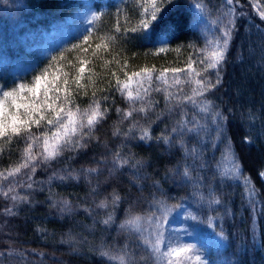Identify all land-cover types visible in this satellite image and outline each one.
<instances>
[{"label":"trees","instance_id":"obj_1","mask_svg":"<svg viewBox=\"0 0 264 264\" xmlns=\"http://www.w3.org/2000/svg\"><path fill=\"white\" fill-rule=\"evenodd\" d=\"M66 1L73 0H0V56L28 65L0 72V86L31 87L45 76L35 95L25 90L4 102L0 264H121L110 256L164 264L140 226L162 206L190 199L223 241L219 264H264V20L253 4L264 0H109L87 30L47 55L27 54L22 24L65 18L74 11ZM153 12L158 20L144 28ZM225 39L222 64L203 71L201 61ZM217 72L220 83L199 94L196 81L215 84ZM139 76H150L146 90L129 98L124 85ZM46 88L52 107L33 114L45 119L31 125V139L13 134L12 115L26 119ZM97 101L103 118L61 129L71 142L61 139L59 155L45 159L57 131L47 120L60 107L65 121L69 110L91 113ZM145 129L150 138L141 140Z\"/></svg>","mask_w":264,"mask_h":264},{"label":"rangeland","instance_id":"obj_2","mask_svg":"<svg viewBox=\"0 0 264 264\" xmlns=\"http://www.w3.org/2000/svg\"><path fill=\"white\" fill-rule=\"evenodd\" d=\"M107 1L100 0V5L96 6V0H73L66 1L74 11L61 20L54 22L41 23L37 16H32L22 25L21 40L22 47L27 54L47 55L54 48L62 45L71 37L82 33L91 27L94 17L105 8ZM65 4V3H64ZM255 9L264 13V2L253 3ZM264 20V19H263ZM30 21H32L30 23ZM257 50L262 48V44L256 43ZM260 54V53H259ZM258 53L255 55L258 56ZM10 68L14 73H19L28 68L24 61L14 62L7 54L0 56V72ZM150 76H139L127 84V92L142 94L146 90L147 81ZM221 164V163H220ZM223 166L228 163L222 161ZM264 172V169L260 174ZM264 181V177L260 175ZM140 233L144 243L150 248L151 254L164 264H168V257L163 253L169 247L191 246L192 252L182 254L181 257H172L175 261L179 259L181 264H219L220 259L216 256L217 250L222 247L223 241L214 233L213 228L207 218H199L196 213V207L193 205V199L184 202L178 209H171L168 206H162L161 209L148 221L140 226ZM161 241L160 251L156 252L152 248L157 237ZM153 251V252H152ZM200 260H196V256Z\"/></svg>","mask_w":264,"mask_h":264},{"label":"snow or ice","instance_id":"obj_3","mask_svg":"<svg viewBox=\"0 0 264 264\" xmlns=\"http://www.w3.org/2000/svg\"><path fill=\"white\" fill-rule=\"evenodd\" d=\"M229 3H231V0H229ZM261 18L264 19V13H261ZM94 19H99V17H94ZM158 20V16L156 14V12L152 13L151 16V20L150 21H143L142 22V26L144 28L149 27L150 23L152 21H157ZM229 35L228 32L225 33V36ZM89 39V36H85L84 38V42H87V40ZM103 39V38H101ZM227 44L228 41L227 39H225L223 41V45H218L217 48L213 49L208 55H206L204 57V60L201 61V63H204L205 61H207L205 68L203 69V71H207L208 69H212V68H218L222 62L225 59V52L227 49ZM76 47H80V45H77ZM97 47H100V45H97ZM84 51H87V49H83ZM161 51H163V49H161ZM62 58V57H61ZM46 71V70H45ZM85 68L83 66L79 67L78 72L79 73H84ZM67 75V74H65ZM134 75H139V73H134ZM196 76L201 75V73L197 72L195 73ZM45 76L44 74L38 75L36 77H34V80L32 82V86L29 87L26 84H18L15 87H13L11 90H4L2 86H0V137H5L8 135V127L9 125H6L5 123V119H4V102L6 100H8V98H12L13 103H15V100L17 97H19L25 90L31 92L33 95H35L40 87V82L42 79H44ZM129 79H131V77H129ZM117 83L119 84V81H117ZM196 83L198 85H200L199 88V94L203 95L204 91L207 90L209 87H215L216 84L220 83V77H219V72H217V80L215 84L212 85H208L206 82L201 81V80H197ZM64 84L67 85L68 84V80L65 79L64 80ZM124 87H127V85H124ZM53 88L55 89V91L59 92L60 89L56 88L55 85H53ZM52 89H45L44 91V96H45V101L44 104H40L37 103L36 100L32 101V108H31V112L26 113V119H21L19 116L13 114L11 117V131L13 134L15 135H20L21 132H28L29 135V139H31V125L35 124L36 126L40 125V120L45 119V117L43 115H40V119H33V114H40V109L44 107V105H47L49 108L52 107L51 104H49V100H51L52 98L48 96V92L51 91ZM67 89H65L66 91ZM95 95V93H93ZM129 98H131L132 93L129 92L128 93ZM56 99H59V97L57 96ZM65 102H69L67 100V97L65 98ZM54 103V101H53ZM17 107L19 108L20 105H17ZM25 107H27V105H25ZM206 110V108H203L202 111ZM140 111H144L143 108L140 109ZM64 112L63 107H60L59 110L55 113V119H48L47 123L49 125H55L57 131L53 133V138L55 140V143L52 145V151L48 152V154L45 156V159H53L55 158L56 155H59L60 153V148L58 147L59 143L61 142V139H63V143H70L71 141L69 139L66 138H61L58 136V133L60 132L61 129H66L67 126L69 124H77L79 123L80 127H84L87 126L89 128L93 127L95 123L98 122L97 118L102 119L103 118V113H101L99 111V102H96V107L93 108L91 110V113H89L88 110H85L83 113H80L79 109H76L75 112H72L71 110H69L67 113H65V115L67 116V121H65L63 118H61L60 113ZM125 115H131V112L125 114ZM85 120H86V124H85ZM17 124L21 125L20 127L17 126ZM73 131H76L75 127L73 128ZM191 131V129H190ZM145 138H150V134L149 131L147 129L144 130L143 135L140 137L141 140H144ZM38 139V137L36 138ZM9 142H11V137H9ZM33 143L35 142V140L32 141ZM45 144H48V140H45ZM31 147L32 145L29 144L28 147L26 148V153H30L31 152ZM32 158V157H30ZM24 167H26L27 165H22ZM18 170V169H17ZM185 175H187V173H185ZM262 177H264V172H262L260 174ZM116 200H119V196L114 197V202ZM218 202V201H217ZM101 207H103V203L100 205ZM111 219V217H109V220ZM109 220H105L104 223L107 224L109 223ZM139 220L138 217L133 218L131 220L128 221L129 225H134L136 224V222ZM222 237V234H221ZM223 238V237H222ZM160 239L159 236L157 237L156 241L154 244H152V248L154 251L159 252L160 251ZM192 247L191 246H183V247H176V248H172L169 247L167 251H165L163 253V256L168 257V264H181V261L179 259L177 260H173L172 257H176L179 258L181 257L182 254H188L190 252H192ZM102 255H107V253H102ZM110 259H119L121 261V264H123V257H111ZM201 258L199 255L196 256V260L199 261Z\"/></svg>","mask_w":264,"mask_h":264}]
</instances>
